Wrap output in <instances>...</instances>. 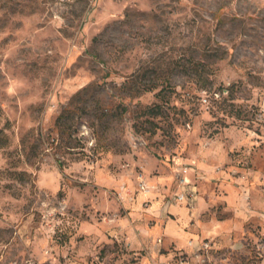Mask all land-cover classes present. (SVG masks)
I'll return each mask as SVG.
<instances>
[{"label":"rangeland","instance_id":"1","mask_svg":"<svg viewBox=\"0 0 264 264\" xmlns=\"http://www.w3.org/2000/svg\"><path fill=\"white\" fill-rule=\"evenodd\" d=\"M252 189L264 0H0V264H257Z\"/></svg>","mask_w":264,"mask_h":264},{"label":"crops","instance_id":"2","mask_svg":"<svg viewBox=\"0 0 264 264\" xmlns=\"http://www.w3.org/2000/svg\"><path fill=\"white\" fill-rule=\"evenodd\" d=\"M263 191V190H262ZM251 196V205L254 209L253 213H246L243 212L242 209H238V203L236 200V205H234L232 202L231 207L235 213V218L233 219L235 222V229L238 233L245 234L252 240V242H257L259 239H261V243L259 244V260L257 264H264V219L259 218L258 214L263 213L264 214V191L259 193L255 192L253 189L250 191ZM233 198V197H231ZM234 199V198H233ZM160 231H164L165 234L171 233V224L168 220L165 218H159V223L154 227L153 233H158ZM244 235V236H245ZM258 236H261L262 238H259ZM129 239H132V244L134 245L137 243V239H133L132 235H129ZM141 241H144V238H140ZM138 239V240H140Z\"/></svg>","mask_w":264,"mask_h":264},{"label":"built area","instance_id":"3","mask_svg":"<svg viewBox=\"0 0 264 264\" xmlns=\"http://www.w3.org/2000/svg\"><path fill=\"white\" fill-rule=\"evenodd\" d=\"M177 197L179 200H184L185 197L187 198V196L184 194V192H180L177 194ZM192 198V197H191Z\"/></svg>","mask_w":264,"mask_h":264}]
</instances>
